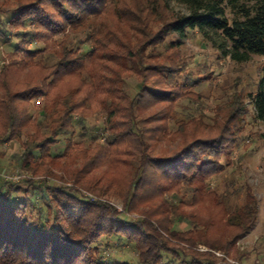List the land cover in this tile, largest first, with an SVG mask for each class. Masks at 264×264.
I'll return each instance as SVG.
<instances>
[{
  "label": "trees",
  "instance_id": "trees-1",
  "mask_svg": "<svg viewBox=\"0 0 264 264\" xmlns=\"http://www.w3.org/2000/svg\"><path fill=\"white\" fill-rule=\"evenodd\" d=\"M15 1L0 5V46L9 49L0 50V138L27 131L28 140L9 172L35 174L67 157L75 166L53 181L0 174V264H132L114 258L125 245L138 264L240 258L257 199L247 186L231 208L213 181L232 164L248 101L264 122V60L254 91L234 86L213 115L189 116L180 105L202 101L195 88L212 76L189 75L181 45L197 31L219 57L264 58V0H177L186 14L170 13L167 0ZM131 76L134 94L125 90ZM100 116L106 140L85 138ZM106 163L121 210L104 197Z\"/></svg>",
  "mask_w": 264,
  "mask_h": 264
},
{
  "label": "rangeland",
  "instance_id": "rangeland-1",
  "mask_svg": "<svg viewBox=\"0 0 264 264\" xmlns=\"http://www.w3.org/2000/svg\"><path fill=\"white\" fill-rule=\"evenodd\" d=\"M170 13L186 14L188 8L185 4L177 0H167ZM15 0H0V5L4 8H10L15 5ZM156 28V26H154ZM0 50L2 47L0 46ZM184 61L187 63V72L192 77L207 76L211 74V79L197 86L195 90L204 94V99L198 103L184 100L180 105V111L186 115H197L200 112H207L213 115V107L218 101L225 99L231 94L232 89L236 86L244 95L255 90V82L261 73L260 64L264 60L261 56H253L249 61L239 63L230 60L227 57H219V52L202 39L197 31H189L187 36L182 39L181 45ZM3 53L9 51L3 48ZM24 73L20 74L22 78ZM138 78L131 76L126 79L125 90L130 94L136 91ZM32 112L37 115L40 108L39 98L33 99L31 103ZM250 112L245 124V130L237 149L234 152L232 164L228 165L213 181L214 188L221 194H224L225 201L231 208H237L245 201V188L248 186L257 199L258 217L249 232L238 242L240 258L235 259L232 255L217 253L218 256L224 257L221 264H264V122L257 120L253 116V106L249 103ZM97 124L100 127L98 132L88 130L85 138L98 135L97 141H105L108 137V125L102 117H97L89 121V126ZM29 131V130H28ZM27 131L20 135L19 140H3L0 138V174L5 178H12L19 181L21 177L33 176L35 179H46L49 181L57 180L59 176L69 178L71 169L75 164L71 163L70 158H63L58 165L48 163L45 168L32 174L25 171L9 172L12 156L22 150L23 142H26ZM252 137V141L248 138ZM102 138H105L104 140ZM64 141L61 142V145ZM109 171L104 179L105 195L118 209H122L123 195L116 192V187L110 180V172L115 173L116 169L106 163L103 168ZM26 176V177H25ZM22 179V178H21ZM60 181V180H58ZM118 181L122 182L119 179ZM88 194L89 192H85ZM187 195L185 199L187 200ZM176 227L184 229L189 227L186 223L176 221ZM113 251L114 258L117 260H128L132 264L136 262L135 253L129 245L123 246L122 249L115 248ZM200 250H205L200 245ZM108 250H111L109 248ZM112 254V251H110ZM107 258L109 255L106 253ZM182 256L174 257L166 255L162 264H193L188 263L187 259L183 261Z\"/></svg>",
  "mask_w": 264,
  "mask_h": 264
},
{
  "label": "built area",
  "instance_id": "built-area-1",
  "mask_svg": "<svg viewBox=\"0 0 264 264\" xmlns=\"http://www.w3.org/2000/svg\"><path fill=\"white\" fill-rule=\"evenodd\" d=\"M103 140L105 139V138H102Z\"/></svg>",
  "mask_w": 264,
  "mask_h": 264
}]
</instances>
